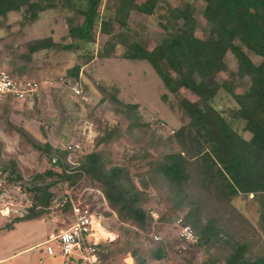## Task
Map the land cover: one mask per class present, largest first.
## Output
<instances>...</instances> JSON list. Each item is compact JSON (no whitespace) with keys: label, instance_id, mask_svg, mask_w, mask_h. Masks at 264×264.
<instances>
[{"label":"rangeland","instance_id":"1","mask_svg":"<svg viewBox=\"0 0 264 264\" xmlns=\"http://www.w3.org/2000/svg\"><path fill=\"white\" fill-rule=\"evenodd\" d=\"M166 1L173 6H183L187 0ZM189 1H192L198 21L195 32L203 36L206 26L202 17L203 1ZM115 4L116 0H101V16L111 14ZM68 16H72L75 23L81 20V16L59 5L41 12L34 25L23 21L22 11H13L0 18V68L43 83L32 102L0 101V225L8 227L7 223H13L17 217L28 213L32 202V176L51 167L52 156L49 158L32 148L11 127L12 124L24 126L25 123L28 126L26 130L33 137L41 142H50L55 149L67 150L69 142L81 141V150L66 155L70 164L77 165L86 153L96 150L106 168L113 165L127 168L133 182L144 193L143 208L151 218L142 228L131 221L120 220L107 205L100 185L87 176H82L72 189L66 180L46 176L45 181L54 180L50 187L54 194L50 207L40 217L19 223L21 233L18 235L26 231V235L35 241L41 229L53 231L66 227L70 216L68 208L60 213L58 204L64 202L70 193L75 198L86 200L100 216L104 228L113 234L103 240L113 239L106 245L108 256L104 259L105 264H136L131 255L132 248L145 258L147 264H209L213 256L220 254L217 246H199L195 244L196 236L193 240L180 236L181 224L191 226L185 222L189 210L187 202L178 205L162 181L151 178L148 173L147 162L151 157L179 148L172 134L187 120L177 105L179 95L164 87L146 60L124 58V46L111 35L101 33L98 27L95 28L94 41L78 42L76 49L52 47L28 53L27 43L38 38L36 36L47 37L50 28L54 30L53 40L55 38L60 44L71 42L67 35ZM127 22L130 36L146 47H152L163 37L164 32L155 16L133 10ZM119 30V25L115 24L114 32ZM248 54L254 62L260 60L257 55ZM224 61L227 70L218 73L214 79L221 82L230 75L234 80L233 90L242 92L248 80L231 75L237 71L234 55L227 51ZM75 63L80 65L81 97H75L64 80L67 69ZM164 93L165 99L162 98ZM180 94L194 98L186 89H181ZM112 96L120 102L136 104L141 125L128 129L126 117L116 110L121 106ZM233 104L231 95L223 89L214 98V105L221 110ZM232 124L245 138L249 137V133L242 129V121L235 120ZM110 130V136L98 142V138ZM9 159L16 162L14 170L9 166ZM17 174L20 176L16 177ZM192 187L197 189L195 184ZM210 216L216 217L234 238L248 239L254 249L264 246V233L259 229L258 209L251 200V194L234 198L229 204L206 196L201 219L204 221ZM28 227H31L30 231ZM157 246H162L165 253L159 258L151 256V251ZM217 258L214 264H222V257Z\"/></svg>","mask_w":264,"mask_h":264},{"label":"trees","instance_id":"2","mask_svg":"<svg viewBox=\"0 0 264 264\" xmlns=\"http://www.w3.org/2000/svg\"><path fill=\"white\" fill-rule=\"evenodd\" d=\"M202 1V17L206 22L203 36L195 32L198 21L189 0L183 6H173L166 0H142L139 3L116 0L114 10L105 17L100 12L101 0H0V18L13 11H22L23 21L33 23L40 19L41 12L59 5L81 16L76 23L72 16L66 19L67 35L72 41L60 44L50 36L36 38L27 43L29 54L52 47L76 49L78 42H93L98 27L101 33L111 35L124 46V58L146 60L164 87L179 95L178 108L182 117L187 118L172 134L179 148L151 157L147 162L148 173L151 178L162 181L178 205L187 202L189 210L185 222L194 229L195 244L216 245L220 252L216 256L222 257V264H264V246L254 249L248 239L234 238L214 216L201 219L206 196L229 204L234 198L251 194L258 209L259 229L264 233V0ZM133 10L156 17L164 32L160 42L146 47L130 36L127 19ZM115 24L120 27L117 32H114ZM227 51L237 62V71L231 75L248 80L242 92L233 90L234 80L230 75L221 82L214 79L218 73L227 70L224 61ZM248 52L259 56L260 60L254 62ZM79 70V63L69 67L65 82L67 78L77 79ZM181 89L188 90L194 98L181 95ZM220 89L229 93L234 101L232 106L222 110L214 105ZM162 98H166L165 93ZM112 99L121 106L116 110L126 117L128 129L141 125L136 104L120 102L114 96ZM235 120L243 122L242 129L249 133L248 138L234 128L232 122ZM11 127L32 148L49 158L56 156V162L50 168L32 176V202L28 213L15 221L38 218L49 209L54 196L50 187L54 180L45 181L46 176L66 180L70 186L77 185L82 176H87L100 185L107 205L120 220L131 221L141 228L147 224L151 216L143 208L144 193L133 182L127 168L118 165L106 168L96 150L86 153L77 165L70 164L66 155L71 150L55 149L50 142L33 137L23 126L12 124ZM111 132L106 131L98 142L107 139ZM8 161L14 170L16 162ZM194 184L196 190L192 187ZM65 208L69 209L67 201L59 212ZM112 241H100L96 246L102 264L108 256L106 245ZM164 254L162 246L151 251L155 258ZM131 255L136 264H147L135 248ZM216 256L209 264L217 261Z\"/></svg>","mask_w":264,"mask_h":264},{"label":"built area","instance_id":"3","mask_svg":"<svg viewBox=\"0 0 264 264\" xmlns=\"http://www.w3.org/2000/svg\"><path fill=\"white\" fill-rule=\"evenodd\" d=\"M66 84L75 97L82 96V85L79 78H67ZM42 85L43 83L38 79L13 75L8 70L0 68V101L7 97L13 100L33 101ZM82 147L83 145L79 140L71 141L66 145V149L71 151L81 150ZM55 162L56 156H53L51 164ZM75 186L72 185L70 188ZM66 201L69 206V222L66 227L57 229L45 240L47 254L50 256L55 253L59 254L63 258L62 264H102L96 246L109 236H102L98 232V225L104 228L100 216L86 200L80 199V197L75 198L68 193L64 202ZM64 202L58 205L62 206ZM179 234L187 240L195 238L193 230L188 224L180 225ZM154 237L158 238V236Z\"/></svg>","mask_w":264,"mask_h":264},{"label":"crops","instance_id":"4","mask_svg":"<svg viewBox=\"0 0 264 264\" xmlns=\"http://www.w3.org/2000/svg\"><path fill=\"white\" fill-rule=\"evenodd\" d=\"M135 2L139 3L136 0ZM38 21L31 23V25H34V23ZM53 31L54 30L50 28L46 36L49 35L51 37ZM36 37L39 38L40 36ZM54 41H56L55 38ZM27 101L28 103L32 102L30 100ZM23 125L25 129H28L27 124L24 123ZM22 221L25 220L15 221L8 227L0 225V264H37L39 262H42L43 264H62V256L57 253L50 256L45 249V240L49 238L50 234L55 233L57 229H54L53 231H45L41 229L40 236L33 241L29 235H26V231L22 232L23 235H18L20 232L18 225ZM27 229L30 231L31 227H28ZM29 231H27V233L30 234L31 232Z\"/></svg>","mask_w":264,"mask_h":264},{"label":"bare ground","instance_id":"5","mask_svg":"<svg viewBox=\"0 0 264 264\" xmlns=\"http://www.w3.org/2000/svg\"><path fill=\"white\" fill-rule=\"evenodd\" d=\"M98 232L99 234H101L102 236H112L113 234L109 231H107L105 228H103L101 225H98Z\"/></svg>","mask_w":264,"mask_h":264}]
</instances>
